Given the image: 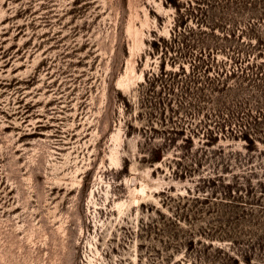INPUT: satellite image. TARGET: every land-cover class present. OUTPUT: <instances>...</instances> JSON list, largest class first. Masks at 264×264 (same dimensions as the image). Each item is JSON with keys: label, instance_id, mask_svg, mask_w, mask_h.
<instances>
[{"label": "rangeland", "instance_id": "1", "mask_svg": "<svg viewBox=\"0 0 264 264\" xmlns=\"http://www.w3.org/2000/svg\"><path fill=\"white\" fill-rule=\"evenodd\" d=\"M0 264H264V0H0Z\"/></svg>", "mask_w": 264, "mask_h": 264}]
</instances>
